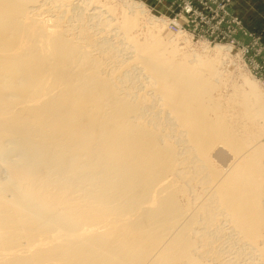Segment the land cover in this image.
<instances>
[{
    "label": "bare ground",
    "instance_id": "obj_1",
    "mask_svg": "<svg viewBox=\"0 0 264 264\" xmlns=\"http://www.w3.org/2000/svg\"><path fill=\"white\" fill-rule=\"evenodd\" d=\"M47 2L0 0V264H211L224 221L262 251L264 103L244 75L214 92L227 47L181 51L134 0Z\"/></svg>",
    "mask_w": 264,
    "mask_h": 264
},
{
    "label": "rangeland",
    "instance_id": "obj_2",
    "mask_svg": "<svg viewBox=\"0 0 264 264\" xmlns=\"http://www.w3.org/2000/svg\"><path fill=\"white\" fill-rule=\"evenodd\" d=\"M45 1L46 2L48 1L47 2L48 4L45 3L44 6L47 7L48 5L49 7L50 5L49 0H45ZM104 1L107 4L119 2V0H98L97 3L95 2H92L90 4L88 3L89 5L83 4L84 5L83 8H85L83 10H85L87 15L89 14L88 17L89 23L98 22V20L101 21L104 18L103 16L107 15V14L105 15V13L103 12L104 10L102 11L100 9L101 6L98 7L100 5L98 3L99 2L103 3ZM134 1L143 4L147 15L153 16L158 20L161 19V21L164 20V22L162 23L163 31L171 36L172 35L176 36L175 42L177 46L181 49V51L183 52L185 51V53L187 52L190 53L191 50H196L197 52H200V50H203V48H205L206 46L208 48L209 47L212 48L215 45H219V46H223L225 50L227 47L228 50L226 55L221 54L222 56H219V58L217 57L219 60L221 59V61L223 62L221 66H219V69L220 68L222 69V70L220 69L221 72L220 76H222L223 78L220 77L221 81L219 80V82L221 83L218 82L220 89H218L217 87V89L214 91L215 93L218 92L221 94V96L222 95L225 96L231 90V87L229 86L233 85L234 83L239 84L241 81L240 76L244 75L249 77L250 79H253L256 82L257 84L256 90L258 91L257 93L259 94L258 95L259 103L262 102L264 103V0H216V3L214 2V0H210V3L208 2V0H192V5L197 9L200 19L194 20L192 19L193 15L189 16V14L184 12L187 16H189L190 22H189V18H187L185 15L179 14L180 9H182L183 7L182 0H134ZM96 4H98V6ZM44 9L46 8L44 7ZM77 9L75 10L74 8L73 11L74 10L77 11ZM79 9L82 10L81 6H79ZM94 9L97 11L99 9L101 13L97 12L100 14H96L93 17L92 14L90 13L91 11L94 12L93 11ZM222 9H225V13H226L225 18L231 19V22H226V24L222 26V28L225 31L223 33H221ZM47 13L49 14L52 12L42 11L40 15L44 16V14H46V16H48ZM174 17L177 18L178 21L182 24V25L180 24V28L187 30V33H184V31H182L184 34L178 33L175 30H173L170 27V25H167V20L172 19ZM141 20L147 22L146 18L143 15L141 16ZM205 20H209V21H205ZM93 28H95L94 30L97 33L98 31L96 29L98 28L96 26H93ZM181 37H185L187 39V44L184 45L181 42ZM204 37L206 39H204ZM233 39L234 41H232ZM110 40L109 41L111 43L113 44L116 43L117 47L120 46L122 47L121 44L123 43H120L121 42L120 40L112 37ZM203 40H207V41H203ZM119 52L121 53V51ZM124 52L121 53L122 58L124 57H125L124 59H126L127 57L129 58L131 53L126 51ZM249 56L255 59V61L258 63V66L256 67L253 66V63H251L249 60ZM131 69L132 70H130V72L128 73L133 76L130 75V78L132 80L130 79L128 81L130 83L132 81H135L134 82L135 84L134 83L131 84H134L137 87H142L145 80L143 79L144 77L140 74L139 69L138 72H136L137 71L136 68H131ZM138 73L141 76L137 75ZM138 76H140L141 79H139L140 77ZM261 128L263 129L261 130L262 133L260 134L259 138L261 141H264V124H262ZM217 147H219L220 149L222 148L220 146ZM199 187L200 185H196V190H201V188ZM223 223L219 224L222 228L220 234L216 233V229H214V227L212 228L210 227V229H198L200 233L203 234L202 235L203 239L201 238L202 244H205L204 249L206 253L203 256V258H208V261L209 262L211 261V264H264L263 263L264 248H262L261 251L258 247H254L252 245L250 246V244L245 243V241H241V239H237L238 237L236 235V232L234 230H231L232 228H230V224L227 221H224ZM248 246L250 249L252 247L253 250L250 249L248 250ZM258 246L261 245L258 244ZM262 246L264 247V243L262 244ZM260 252H262V254H259ZM213 253H215L218 258L211 257ZM261 259H263V261H261Z\"/></svg>",
    "mask_w": 264,
    "mask_h": 264
},
{
    "label": "built area",
    "instance_id": "obj_3",
    "mask_svg": "<svg viewBox=\"0 0 264 264\" xmlns=\"http://www.w3.org/2000/svg\"><path fill=\"white\" fill-rule=\"evenodd\" d=\"M182 1H183V7H182V9H180V13L179 14L185 15L187 18H189V16L193 15L192 19L199 20L200 19L199 13L197 12V9L192 5V0H182ZM208 2L210 3V0H208ZM214 2L216 3V0H214ZM184 12L189 14V16H187ZM225 15H226L225 9H222L221 10V33L225 32L224 29L222 28V26L225 25L226 22H231V19L230 18L226 19ZM205 21H209V20H205ZM189 22H190V18H189ZM180 24L181 23L175 17L172 18V19H168V25H170V27L173 30H175L176 32L177 31H180V32L184 31V33H187V30L180 28ZM200 37H203V36H200ZM204 39H206V38L204 37ZM232 41H234V39ZM249 60H250L251 63H253L254 67L258 66V63L251 56H249Z\"/></svg>",
    "mask_w": 264,
    "mask_h": 264
}]
</instances>
